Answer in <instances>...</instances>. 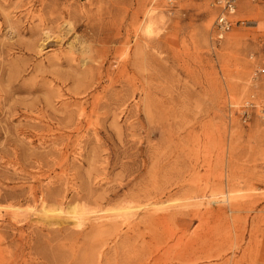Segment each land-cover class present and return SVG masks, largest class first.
I'll list each match as a JSON object with an SVG mask.
<instances>
[{
	"label": "rangeland",
	"instance_id": "1",
	"mask_svg": "<svg viewBox=\"0 0 264 264\" xmlns=\"http://www.w3.org/2000/svg\"><path fill=\"white\" fill-rule=\"evenodd\" d=\"M216 12L0 0V264H264V3Z\"/></svg>",
	"mask_w": 264,
	"mask_h": 264
},
{
	"label": "built area",
	"instance_id": "2",
	"mask_svg": "<svg viewBox=\"0 0 264 264\" xmlns=\"http://www.w3.org/2000/svg\"><path fill=\"white\" fill-rule=\"evenodd\" d=\"M241 0H210V5L216 9L214 19V32L217 39L223 38L224 34L239 20H234L238 3ZM252 2L264 3V0H251ZM243 23L239 21L238 24Z\"/></svg>",
	"mask_w": 264,
	"mask_h": 264
},
{
	"label": "bare ground",
	"instance_id": "3",
	"mask_svg": "<svg viewBox=\"0 0 264 264\" xmlns=\"http://www.w3.org/2000/svg\"><path fill=\"white\" fill-rule=\"evenodd\" d=\"M208 2V1H207ZM257 3V2H256ZM148 28H149V25H148ZM152 28V27H151ZM124 209V208H123ZM128 209V208H127ZM56 210H52V209H47L45 207L41 208L40 209V212L44 215V217H49L51 216L52 212H54ZM75 211V210H74ZM58 214V213H57ZM83 214V213H82ZM56 215V214H55ZM84 215V214H83ZM82 216V215H81ZM71 218L74 220V221H80V215L77 213V212H72L71 214Z\"/></svg>",
	"mask_w": 264,
	"mask_h": 264
},
{
	"label": "crops",
	"instance_id": "4",
	"mask_svg": "<svg viewBox=\"0 0 264 264\" xmlns=\"http://www.w3.org/2000/svg\"><path fill=\"white\" fill-rule=\"evenodd\" d=\"M255 24L252 27L257 28L258 30H264V18L256 20Z\"/></svg>",
	"mask_w": 264,
	"mask_h": 264
}]
</instances>
